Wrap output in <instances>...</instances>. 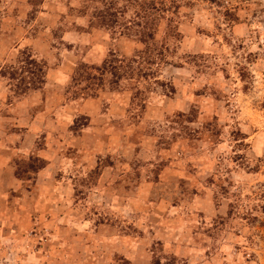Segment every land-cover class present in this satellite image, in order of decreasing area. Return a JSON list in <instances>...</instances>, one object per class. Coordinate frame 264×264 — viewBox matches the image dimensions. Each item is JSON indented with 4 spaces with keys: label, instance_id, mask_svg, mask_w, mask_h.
I'll list each match as a JSON object with an SVG mask.
<instances>
[{
    "label": "rangeland",
    "instance_id": "rangeland-1",
    "mask_svg": "<svg viewBox=\"0 0 264 264\" xmlns=\"http://www.w3.org/2000/svg\"><path fill=\"white\" fill-rule=\"evenodd\" d=\"M0 264H264V0H0Z\"/></svg>",
    "mask_w": 264,
    "mask_h": 264
},
{
    "label": "crops",
    "instance_id": "crops-1",
    "mask_svg": "<svg viewBox=\"0 0 264 264\" xmlns=\"http://www.w3.org/2000/svg\"><path fill=\"white\" fill-rule=\"evenodd\" d=\"M57 84H61V82H59V81H57L56 82ZM29 99V98H28ZM88 105V102H85V103H83L82 104V108H84V106H87ZM70 106V105H69ZM66 107V106H65ZM79 107H80V105H79ZM31 108V107H30ZM63 108V106L60 108V110H59V114L61 115V114H63V113H60V111H61V109ZM80 109H78V111H79ZM81 111V110H80ZM57 115V114H56ZM58 118V117H57ZM63 118H64V116H63ZM59 119V118H58ZM35 121H36V119H35Z\"/></svg>",
    "mask_w": 264,
    "mask_h": 264
}]
</instances>
